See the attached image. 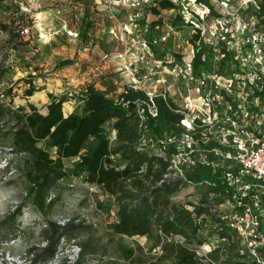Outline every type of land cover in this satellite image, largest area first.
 <instances>
[{
	"label": "trees",
	"instance_id": "1",
	"mask_svg": "<svg viewBox=\"0 0 264 264\" xmlns=\"http://www.w3.org/2000/svg\"><path fill=\"white\" fill-rule=\"evenodd\" d=\"M195 1L220 16L214 12L210 0ZM248 7L253 8L252 15L258 18V24L264 25V0H256V5L252 3ZM171 10L174 11L169 19L172 27L178 28L181 24L194 27L191 21L184 23V11L180 5L171 0H154L153 5H149V12L156 19L142 31L145 42L157 52L158 59L165 53L159 52L153 34L165 24L162 12ZM192 16L200 21L197 15L192 13ZM145 23L142 20V24ZM93 24L88 13H84L78 36L87 39ZM0 26L9 32V39L17 36L6 25ZM187 41L194 50L191 63L195 76L209 73L213 65L222 76L239 72L234 53L225 45L205 43L200 29L194 27V33ZM215 51L219 56L217 63L214 61ZM176 57L180 59V56ZM73 62L74 59H64L60 65L68 66ZM110 88L107 87L106 91ZM36 90L29 82L24 94L29 97ZM106 91L88 84L78 97L79 103L67 115L63 113L67 95L57 97L47 93L49 102L45 113H40L31 103L27 105L29 111L23 106L14 109L0 104V134L4 137L3 141L0 140V148L8 149L16 158L21 157L19 169L26 184L25 199L7 218L15 221L25 206L47 214L59 198L54 193L57 184L69 177H83L113 197L116 221L109 223L113 236H145L152 240L153 248L160 247L157 260L143 264H258L249 257L228 227L220 206L228 205L232 200L238 181L254 184L248 195L242 198L243 202H250L251 195L257 194L264 203V190L260 188L262 179L254 173H245L240 178L238 173H230L226 179L225 168L213 169L192 159L185 163L182 175L165 176L171 164L170 153L176 151V145H169L165 156L149 151L142 143L145 137L177 139L185 133L180 108L171 98L160 93L151 99L143 88L127 87L116 98L108 97ZM256 94L261 93L256 91ZM198 136L199 133H193V138ZM202 146L209 149L218 147V144L210 140ZM211 157L216 158L213 154ZM73 158L78 159L68 169L64 162ZM188 185L196 188L198 201L174 200ZM51 194L54 196L49 198ZM80 226L75 219L63 223L47 219L41 230L44 244L31 246L29 257L23 264L51 263L61 243L74 240ZM175 236L181 237L182 243L167 240ZM209 238L220 243H209L212 249L207 258L198 256L197 248ZM119 249L124 259L129 260L134 255L133 250L122 243ZM90 252L88 243H80L76 258L65 259L62 264H84Z\"/></svg>",
	"mask_w": 264,
	"mask_h": 264
},
{
	"label": "rangeland",
	"instance_id": "2",
	"mask_svg": "<svg viewBox=\"0 0 264 264\" xmlns=\"http://www.w3.org/2000/svg\"><path fill=\"white\" fill-rule=\"evenodd\" d=\"M3 1L0 0V25H6L13 31L15 22L21 21L30 26L32 40L30 43L18 35L12 39L0 38V92L5 93V98H0V104L14 109L23 106L29 111L27 105L30 102L24 94L29 82L35 86L37 80L40 82L38 78H52L56 71L64 68L60 65L62 60L74 59L73 64L78 63L76 68L81 66L85 74L74 77L72 83L67 82L70 85L66 86L73 90L70 94V90L62 94L67 95V101H72L69 105L73 108L83 93L82 90L75 92L81 85L80 82L73 85L76 79L81 80L83 76L85 83L86 78H90L91 82L102 80L103 83L96 85L97 88L106 91L105 87L110 86V90L106 91L107 96L116 98L123 89L133 85V77L127 73V68H131L139 80L138 87L151 94L164 93L185 111L189 120L196 112L201 115V99H196V88L200 84L187 70V62L193 55V46L187 39L194 33V27L201 30L203 40L208 45H225L234 55L240 50L239 58H245V64L241 65L245 72L236 76L244 77L247 71V75L253 77L255 71L250 56L245 54L247 47H241L250 32L246 30L241 33L238 21L243 19L246 24H251L253 21L257 23L258 18L252 17L253 8L244 7L242 0H210L214 12L220 16L195 0H171L183 8L184 23L191 21L194 27L186 24L172 27L169 19L174 11H163L161 15L165 24L153 34L158 41L159 52L165 53L160 59L157 52H153L145 42L142 31L156 19L149 12V5H153L154 0H8L9 4ZM86 12L94 24L88 32V38L83 39L77 33ZM192 13L198 16L199 22ZM142 20H145V25ZM257 28L264 30L263 24H257ZM214 53L217 63L219 56H216L217 51ZM104 55L107 57L104 58ZM175 55L180 56V59ZM213 72L218 74L216 65H213ZM187 97L193 99L191 108H186ZM67 109L69 107L64 102V115ZM2 139L4 137L0 134ZM172 144L176 145V151L170 153V158L175 161L174 167L178 165L181 169L185 166L184 161L176 156L181 146L186 147L185 144L178 143L176 138L170 136L155 140L145 137L142 143L149 151H163L165 156ZM77 159L65 160V166L71 168ZM20 160L21 157L16 158L8 149L0 148V264H23L29 257L31 246L44 244L41 230L47 219L59 223L75 219V223L81 225L75 239L62 242L49 264H62L65 259H75L80 243H88L91 250L84 264H143L157 260L160 247L153 248L152 240L145 236L111 234L109 223L116 221L115 201L110 194L89 184L83 177H69L57 184L54 193L59 198L47 214L25 206L15 221L8 219L16 205L26 197V184L19 169ZM198 197L196 188L188 185L174 200L197 202ZM216 242L209 238L198 250L199 255L207 252L210 246L207 243H220ZM121 243L133 250L131 259L122 257L119 249Z\"/></svg>",
	"mask_w": 264,
	"mask_h": 264
},
{
	"label": "built area",
	"instance_id": "3",
	"mask_svg": "<svg viewBox=\"0 0 264 264\" xmlns=\"http://www.w3.org/2000/svg\"><path fill=\"white\" fill-rule=\"evenodd\" d=\"M242 1L245 4L244 7H248L252 3L256 5V0ZM252 17L256 16L252 15ZM15 24L16 28L13 31L31 43L30 26L21 23V21H17ZM257 24L258 19L257 23L253 21L251 24L249 22L246 24L243 19L238 21L241 33L246 30L250 32L241 47H247L248 51L245 54L250 56V61L254 63L253 77L247 75V71L244 77L236 76L245 72L241 67L245 64V58L243 60L239 58L240 50L233 56L234 61L238 62L239 72L230 76H222L212 70L197 77L193 74L192 58L187 62V70L200 84L196 88V99H201V115L196 112L189 120L185 111L179 107L184 115L181 123L186 127V132L176 140L178 143L185 144L186 147L181 146L176 157H179L182 162L184 161V165L188 159H192L210 165L213 169L218 166L225 168L223 173H227L226 179H229L230 173H238V178L245 173H254L262 179L263 183L260 188L264 190V30H259ZM6 37H9V32L0 27V38ZM202 38L204 37L202 36ZM106 57L104 55V58ZM127 73L133 77L131 80L133 85L129 87L140 88L134 71L127 68ZM67 82L72 83L73 79H68ZM256 91L261 94H256ZM147 94L151 99L155 95L148 92ZM160 94L164 97L167 96L162 92ZM0 98H5L3 91L0 92ZM192 101L193 99L187 97L186 108L192 107ZM194 106L196 105L194 104ZM193 133H199L198 138H193ZM210 140L215 141L218 147L203 148L202 145L209 143ZM158 154L162 155L163 151ZM212 154L216 156L215 159L211 157ZM170 162L169 172L165 176L182 175L183 167L181 169L178 165L174 167L175 161H172L171 158ZM251 185L254 184L238 181L234 188L235 191L232 193V200L228 202V205L222 204L220 210L228 227L237 236L249 257L256 263L263 264L264 203L261 202L257 194L251 195L250 202L242 200L248 195ZM53 196L51 194L49 198ZM167 240L182 243V238L178 236L168 237ZM205 244L199 246L196 253L200 257L207 258L206 255L212 249L211 244L207 243L210 246L204 255L198 253L200 247Z\"/></svg>",
	"mask_w": 264,
	"mask_h": 264
},
{
	"label": "crops",
	"instance_id": "4",
	"mask_svg": "<svg viewBox=\"0 0 264 264\" xmlns=\"http://www.w3.org/2000/svg\"><path fill=\"white\" fill-rule=\"evenodd\" d=\"M3 2H8V0H4ZM10 2V1H9ZM8 2V4H9ZM7 4V3H6ZM78 34V33H77ZM78 65V63H74L68 66H64V68L59 69L58 71H56V73H54V76L52 78H46L45 80H41L40 78H38L40 80V82H38V80L35 82V89H37L38 91H36L34 93V95L27 97L28 98V102L33 103L39 110V112L41 113H45L47 110V104L49 102L47 93H52L54 96L59 97L62 94L67 93L68 90L69 94L71 92L70 87H67L66 85H70L67 84L68 78L71 79L70 77H73V81H75L74 77H78L81 76L83 74H85L84 71H82V67L79 66L78 68H76V66ZM71 67H73V70ZM82 71V72H81ZM86 83L83 80V76L82 79L80 80V78L76 79V82L73 83L74 86H76L79 82L81 83V85L75 90V92L77 91H84L85 87L88 84H93L95 87H97L96 85L103 83L102 80L96 81V82H91L90 78H86ZM89 81V82H88ZM95 81V80H92ZM101 85V84H100ZM108 86L105 87V89ZM100 89V88H99ZM44 93V94H41ZM38 94V95H36ZM36 96V97H35ZM35 97V99H33ZM67 104V108L69 107V109H67V114L71 113L74 108L71 107V105H69V103H72V101H67L65 102ZM65 109V107H64Z\"/></svg>",
	"mask_w": 264,
	"mask_h": 264
}]
</instances>
